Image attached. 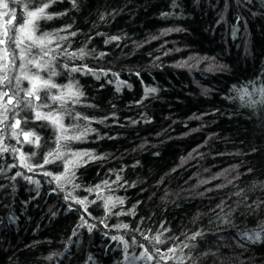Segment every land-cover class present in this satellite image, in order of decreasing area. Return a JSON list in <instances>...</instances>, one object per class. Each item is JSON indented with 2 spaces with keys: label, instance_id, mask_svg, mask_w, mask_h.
<instances>
[{
  "label": "trees",
  "instance_id": "trees-1",
  "mask_svg": "<svg viewBox=\"0 0 264 264\" xmlns=\"http://www.w3.org/2000/svg\"><path fill=\"white\" fill-rule=\"evenodd\" d=\"M8 2L19 20L22 7ZM46 11L53 19L39 28L58 32L57 61L84 69L55 77L78 83L84 96L69 107L94 129L69 148L104 159L75 169L79 187L61 190L44 175H59L61 161L30 172L19 156L42 164L56 130L17 110L20 129L40 140L4 132L19 153L0 155V264H127L113 236L130 244L134 236L151 251L144 237L160 232V249L182 248L184 264H264V105L236 91L264 82V0H59ZM109 196L124 203L109 212Z\"/></svg>",
  "mask_w": 264,
  "mask_h": 264
},
{
  "label": "snow or ice",
  "instance_id": "snow-or-ice-1",
  "mask_svg": "<svg viewBox=\"0 0 264 264\" xmlns=\"http://www.w3.org/2000/svg\"><path fill=\"white\" fill-rule=\"evenodd\" d=\"M56 2H59V0H12V4L14 6L20 5L24 12V15L17 20L15 7L10 8L8 0H0V155L8 151L13 154L19 153L18 149H9L3 143L4 132L6 131L10 133V138L19 139L20 136H23L26 142L39 146L40 137L35 135V133L24 132L20 129L21 121L15 119L18 115V109L21 111L27 109L33 112L35 120L45 122V125L42 126L50 125L56 130L55 147L46 156L42 155V164L32 165L28 163L31 157L25 156L23 153H19L20 163L31 172L37 168L43 169L45 164L61 161L64 167L59 175H54L51 172H44V175L51 178L49 183L55 182L63 190L69 184L73 185L74 188L79 187V185L74 184L75 169L89 161L102 160L104 157L96 156L91 152H72L69 148L70 142L85 139L87 134L94 131V129L87 126L81 127L78 121L81 119L89 120V118L82 116L74 108L69 107V104H79L80 98L84 96L78 83L70 82L66 85H60L55 82V77L61 74L58 69L65 70L69 74L84 70L82 67H69L68 63H59L54 49L50 47L53 43V35H58V32L55 34L43 32L39 28L41 20L53 19V15L47 13L46 10L52 3ZM72 2L73 6H75V0H72ZM59 15H64V13ZM68 27L71 26L69 25ZM64 30L66 29L59 31ZM75 34L74 32L71 33V35ZM60 39H67V37H60ZM112 39H118V37H113ZM56 47L59 48L60 45L57 44ZM65 55L75 59L77 54L65 53ZM85 55L84 49H80V58L83 59ZM17 61H19V64H17ZM87 72L91 73L92 70L87 69ZM92 74L96 75L95 73ZM103 74L107 75V73ZM113 75L116 74L113 73ZM97 79H99L98 75ZM25 81L28 82V87H23ZM53 90L56 91L54 92ZM149 91L154 92L156 90L149 89ZM236 91L241 100L245 97L259 95L260 99L251 100L249 106L264 105V82L259 87H255L253 91H250L247 87L236 89ZM41 93H43V99ZM53 105L56 107H53ZM42 109H47V111H41ZM9 113L13 117L12 123H8ZM66 118L69 120L68 124L64 122ZM32 155L34 156L35 153H32ZM22 175L20 172L16 173V176ZM24 179L39 183L38 181H32L31 177L25 176ZM117 179L119 180L120 178L117 177ZM104 183L107 186V181ZM96 188L99 189L100 186L97 185ZM93 190L88 189V191ZM241 194L240 192L236 193L238 196ZM69 198L75 199L71 196V193L65 197L66 200ZM75 202L80 205L85 204V201L80 199H76ZM123 203L122 199L113 200L109 196L104 207L111 212L116 204L122 205ZM85 211H87L86 208ZM116 214L119 215L121 213ZM86 223L85 221L84 224ZM84 224L81 226H84ZM92 227L94 226L88 225V230L91 231ZM116 227L127 229L129 225L122 224ZM161 227L163 228V225ZM262 230H264V226H262ZM134 231L138 232L139 229ZM164 231H167V229H164ZM73 235H76L75 231ZM141 235L143 236V233ZM201 235L202 233L196 232L188 236L187 239L195 240L197 236ZM162 236L163 232L151 237H144L145 240L149 241L152 248L151 251L148 246L138 243L134 236L131 238V244L123 236H113L112 239L120 240L123 243L124 260L127 264H153V262L155 264H167L168 261L184 264L186 257L182 254V248L166 247L164 250L160 249L159 245L166 244V241L161 239ZM169 239L178 240L179 238L170 237ZM248 239L258 240L260 235L256 233L253 236H249ZM133 245L139 247L141 251L129 252ZM183 247H188V245H183ZM178 251L181 254H178ZM49 259H52V257H49Z\"/></svg>",
  "mask_w": 264,
  "mask_h": 264
},
{
  "label": "rangeland",
  "instance_id": "rangeland-1",
  "mask_svg": "<svg viewBox=\"0 0 264 264\" xmlns=\"http://www.w3.org/2000/svg\"><path fill=\"white\" fill-rule=\"evenodd\" d=\"M23 16V15H22ZM39 34V33H38ZM17 64H19V61H17ZM23 87H28V82L27 81H25L24 82V84H23ZM54 92L56 91V90H53ZM41 94H43V93H41ZM7 99V98H6ZM43 99V98H42ZM46 102V101H45ZM41 111H43V110H41ZM15 119H17V118H15ZM24 132H30V133H32L31 131H24ZM24 138V137H23ZM29 139H31V137H29ZM24 142H25V144H28V145H30V143H28V142H26L25 141V139H24ZM31 145H35V144H31ZM127 263V262H126ZM153 264H155V262H153Z\"/></svg>",
  "mask_w": 264,
  "mask_h": 264
}]
</instances>
